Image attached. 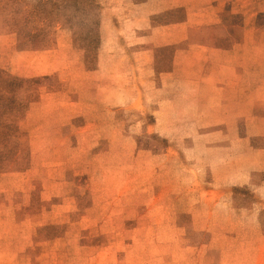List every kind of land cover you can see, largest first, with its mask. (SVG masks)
<instances>
[{
    "label": "rangeland",
    "instance_id": "1",
    "mask_svg": "<svg viewBox=\"0 0 264 264\" xmlns=\"http://www.w3.org/2000/svg\"><path fill=\"white\" fill-rule=\"evenodd\" d=\"M0 264H264V0H0Z\"/></svg>",
    "mask_w": 264,
    "mask_h": 264
}]
</instances>
